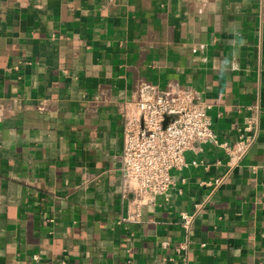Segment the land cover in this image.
<instances>
[{
    "label": "crops",
    "instance_id": "0c3cea01",
    "mask_svg": "<svg viewBox=\"0 0 264 264\" xmlns=\"http://www.w3.org/2000/svg\"><path fill=\"white\" fill-rule=\"evenodd\" d=\"M142 82L209 104L219 142L258 132L230 171L194 142L133 223ZM0 264H264V0H0Z\"/></svg>",
    "mask_w": 264,
    "mask_h": 264
},
{
    "label": "built area",
    "instance_id": "2783aa9c",
    "mask_svg": "<svg viewBox=\"0 0 264 264\" xmlns=\"http://www.w3.org/2000/svg\"><path fill=\"white\" fill-rule=\"evenodd\" d=\"M136 95L140 116L125 127L122 154V172L125 178L135 181V197L131 210L121 220L133 223L140 220L141 206L148 195L163 194L173 184L171 170L186 164L185 151L194 142L212 140L224 148L227 153L224 164L230 171L244 159L258 132L257 122L249 120L239 130L235 142H219L213 137L209 104L185 94L166 97L156 86L145 82L138 85ZM172 113L175 116L163 125ZM216 164L222 161L217 160ZM225 175L216 179L212 186H218ZM181 219L182 226L188 230L193 215L182 213ZM186 248L187 243L181 242L176 251L182 253Z\"/></svg>",
    "mask_w": 264,
    "mask_h": 264
},
{
    "label": "water",
    "instance_id": "95a60500",
    "mask_svg": "<svg viewBox=\"0 0 264 264\" xmlns=\"http://www.w3.org/2000/svg\"><path fill=\"white\" fill-rule=\"evenodd\" d=\"M175 116V113L170 114L169 116L166 117L165 121L163 122V125H166V123L168 122L169 118H172Z\"/></svg>",
    "mask_w": 264,
    "mask_h": 264
}]
</instances>
